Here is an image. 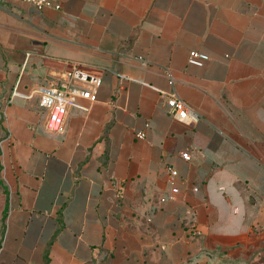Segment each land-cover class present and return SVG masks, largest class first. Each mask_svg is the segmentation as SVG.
I'll list each match as a JSON object with an SVG mask.
<instances>
[{
    "label": "crops",
    "instance_id": "crops-1",
    "mask_svg": "<svg viewBox=\"0 0 264 264\" xmlns=\"http://www.w3.org/2000/svg\"><path fill=\"white\" fill-rule=\"evenodd\" d=\"M60 4L0 0V264H264V0ZM74 63L95 99L49 130L12 91Z\"/></svg>",
    "mask_w": 264,
    "mask_h": 264
},
{
    "label": "built area",
    "instance_id": "built-area-1",
    "mask_svg": "<svg viewBox=\"0 0 264 264\" xmlns=\"http://www.w3.org/2000/svg\"><path fill=\"white\" fill-rule=\"evenodd\" d=\"M34 4L38 9L61 7V0H20ZM209 55L198 50H191L188 62L195 66H203L208 60ZM169 81L173 83V76L170 70L166 71ZM64 79H51L47 84H38L31 86L24 91L18 87L12 91V96H21L30 98L37 96L40 104L47 112L46 126L49 130L63 131L66 125L67 117L74 107L81 106L79 103L81 98L95 99L97 88L101 78L96 74L86 71L80 64L74 63L70 69L63 74ZM167 103L170 107L171 114L179 119L186 120L191 118L194 121L200 119L197 111L185 100L180 98L176 92H171ZM149 125V124H147ZM137 137L145 138L146 132L140 130L136 132ZM172 176H176L178 171L172 166H168ZM198 190V187H194ZM178 187L173 186L172 192L177 193Z\"/></svg>",
    "mask_w": 264,
    "mask_h": 264
}]
</instances>
